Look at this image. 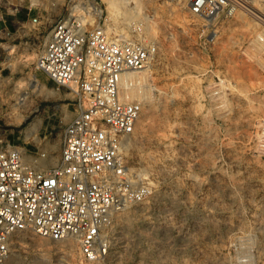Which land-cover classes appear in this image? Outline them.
<instances>
[{"label": "rangeland", "instance_id": "1", "mask_svg": "<svg viewBox=\"0 0 264 264\" xmlns=\"http://www.w3.org/2000/svg\"><path fill=\"white\" fill-rule=\"evenodd\" d=\"M97 1L120 33L130 35V26L141 25L158 50L150 68L152 88L126 143L130 164L146 170L156 190L144 204L117 216L106 258L87 262L72 240L58 243L26 234L16 239L5 264H264V42L259 34L264 2L242 0L233 18L212 22L191 16V0H117L123 8L117 21L108 11L109 0ZM25 68L29 78L35 75L51 89L34 61ZM218 80L229 94L217 103L204 88ZM42 92L36 90L26 102L29 118L13 119V127L4 123L10 121L1 103L0 129L31 149L35 134L30 136L27 127L41 122L36 145L57 157L76 102L69 99L70 90L50 91L57 110L46 114ZM37 106L40 111L32 113Z\"/></svg>", "mask_w": 264, "mask_h": 264}, {"label": "built area", "instance_id": "2", "mask_svg": "<svg viewBox=\"0 0 264 264\" xmlns=\"http://www.w3.org/2000/svg\"><path fill=\"white\" fill-rule=\"evenodd\" d=\"M241 1L191 0L190 14L212 22L231 19ZM108 17L97 0H0V98L19 96L14 102L0 99L10 121L6 126H15L16 118L26 121V102L40 92L27 76L30 61L54 85L48 88L53 93L71 91L77 112L61 133L56 162L36 145L37 130L28 132L35 134L36 147L28 149L0 129V264L26 234L58 243L72 240L87 262L106 258L117 216L144 204L156 190L151 175L132 166L126 155L146 97H124L120 78L146 72L141 89L151 90L150 68L158 50L143 38L141 25L123 35ZM259 34L264 42V27ZM23 80L27 86L19 85ZM44 93L43 111L50 114L57 107L49 100L52 93ZM228 94L220 80L204 88L217 103ZM39 111L37 106L32 113Z\"/></svg>", "mask_w": 264, "mask_h": 264}, {"label": "bare ground", "instance_id": "3", "mask_svg": "<svg viewBox=\"0 0 264 264\" xmlns=\"http://www.w3.org/2000/svg\"><path fill=\"white\" fill-rule=\"evenodd\" d=\"M119 1V0H118ZM182 3H187L189 0H180ZM247 3H252L249 0H246ZM254 1V0H253ZM256 2V0H255ZM254 2V4H255ZM262 2H264V0H262ZM260 2V3H262ZM258 3V0H257ZM258 3V4H260ZM121 4V3H120ZM107 5H108V11L111 14L112 18L114 20L117 21V18L119 17L120 14H122L120 12V5L118 4L117 0H109L107 1ZM130 5V4H129ZM255 6V5H254ZM262 7L263 4L261 5H256V7ZM120 7V8H119ZM127 8V7H126ZM264 8V6H263ZM123 9V8H122ZM123 11V10H122ZM126 15V14H125ZM262 19V18H261ZM261 21V20H260ZM262 22V21H261ZM262 24V23H261ZM260 24V25H261ZM264 25V24H263ZM121 34L125 35L127 32L123 30H121ZM143 38H145L146 41H149V34H143ZM32 80L31 82V86L35 89L38 90H43V92H50L51 90H49L45 85H41L39 83V80L37 79V77L35 75H33L31 78ZM222 80V79H221ZM147 81V77H146V72H143L142 75H139V73H128L125 75H122L120 78V83H121V87L123 89V91L125 92V94L127 95L128 98H132V99H138L139 97H141L140 95L143 94L144 96H146V93L144 92V90L141 89V86L143 84H145ZM160 91V90H159ZM52 93V92H50ZM52 95V94H51ZM55 96V95H54ZM147 98V97H146ZM38 122L32 123L30 125V131L31 132H35L36 130H38V126L39 124H37ZM41 125V124H40ZM58 159V157H54L51 162H56Z\"/></svg>", "mask_w": 264, "mask_h": 264}, {"label": "crops", "instance_id": "4", "mask_svg": "<svg viewBox=\"0 0 264 264\" xmlns=\"http://www.w3.org/2000/svg\"><path fill=\"white\" fill-rule=\"evenodd\" d=\"M48 86H49V85H48ZM53 86H54V85L52 84V86H49V87L52 88ZM28 130H29L28 132H31V131H30V126L28 127ZM30 147H31V149H35V148H36L35 146H30Z\"/></svg>", "mask_w": 264, "mask_h": 264}]
</instances>
